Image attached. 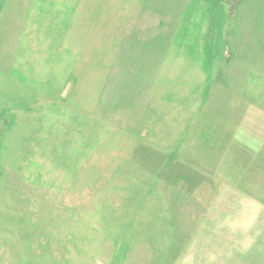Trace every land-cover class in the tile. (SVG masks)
Here are the masks:
<instances>
[{"label":"rangeland","instance_id":"obj_1","mask_svg":"<svg viewBox=\"0 0 264 264\" xmlns=\"http://www.w3.org/2000/svg\"><path fill=\"white\" fill-rule=\"evenodd\" d=\"M0 165V264H170L195 233L241 256L264 0H0Z\"/></svg>","mask_w":264,"mask_h":264},{"label":"crops","instance_id":"obj_2","mask_svg":"<svg viewBox=\"0 0 264 264\" xmlns=\"http://www.w3.org/2000/svg\"><path fill=\"white\" fill-rule=\"evenodd\" d=\"M237 4L241 2V0H236ZM4 169L0 165V182L3 180L4 177ZM188 214V211H186ZM221 221V218L219 219ZM182 236V235H181ZM179 237L176 241L173 240L172 242L176 243H189L187 245V249L183 251H178L174 249L173 251H169L168 256L172 258L170 264H221L220 258H224V264H237L238 259H243V262L240 264H264V230L260 231L259 235H253L252 233L246 236V246H244L243 254L237 253H228L227 256L222 257L221 254L213 253L212 256H206L205 258L201 256L198 251V244L196 236L197 233L192 235H186V238ZM254 243L256 244L254 246ZM250 247V252L247 248ZM228 261V262H226Z\"/></svg>","mask_w":264,"mask_h":264}]
</instances>
